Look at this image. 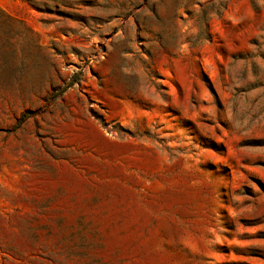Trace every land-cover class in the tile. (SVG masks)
Wrapping results in <instances>:
<instances>
[{"label":"rangeland","instance_id":"374dc122","mask_svg":"<svg viewBox=\"0 0 264 264\" xmlns=\"http://www.w3.org/2000/svg\"><path fill=\"white\" fill-rule=\"evenodd\" d=\"M0 264H264V0H0Z\"/></svg>","mask_w":264,"mask_h":264}]
</instances>
